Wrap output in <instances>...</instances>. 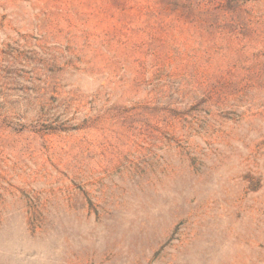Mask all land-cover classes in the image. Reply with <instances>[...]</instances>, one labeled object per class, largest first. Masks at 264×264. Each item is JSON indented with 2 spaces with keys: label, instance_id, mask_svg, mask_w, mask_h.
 <instances>
[{
  "label": "rangeland",
  "instance_id": "374dc122",
  "mask_svg": "<svg viewBox=\"0 0 264 264\" xmlns=\"http://www.w3.org/2000/svg\"><path fill=\"white\" fill-rule=\"evenodd\" d=\"M153 5L0 0V264H264V33Z\"/></svg>",
  "mask_w": 264,
  "mask_h": 264
},
{
  "label": "trees",
  "instance_id": "16d2710c",
  "mask_svg": "<svg viewBox=\"0 0 264 264\" xmlns=\"http://www.w3.org/2000/svg\"><path fill=\"white\" fill-rule=\"evenodd\" d=\"M148 24H190L201 29L229 28L245 35L246 32L264 33V13L259 14L247 2L236 0H150Z\"/></svg>",
  "mask_w": 264,
  "mask_h": 264
}]
</instances>
